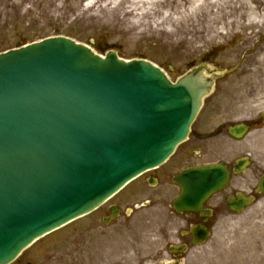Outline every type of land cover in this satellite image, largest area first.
<instances>
[{
    "label": "water",
    "instance_id": "obj_1",
    "mask_svg": "<svg viewBox=\"0 0 264 264\" xmlns=\"http://www.w3.org/2000/svg\"><path fill=\"white\" fill-rule=\"evenodd\" d=\"M223 73L203 63L172 82L150 61L103 57L65 36L0 53V264L164 164ZM229 178L219 165L186 170L176 208L199 211ZM253 201L229 205L240 212Z\"/></svg>",
    "mask_w": 264,
    "mask_h": 264
},
{
    "label": "rangeland",
    "instance_id": "obj_2",
    "mask_svg": "<svg viewBox=\"0 0 264 264\" xmlns=\"http://www.w3.org/2000/svg\"><path fill=\"white\" fill-rule=\"evenodd\" d=\"M54 36L101 55L115 49L125 60H149L173 81L204 60L229 72L217 90L224 92L221 112L212 108L214 96L192 135L220 123L256 122L264 111V0H0V53ZM207 117L211 127L202 129ZM225 131V137L193 138L178 153L199 145L209 151L207 160L190 161L204 162L249 145L253 169L264 171V125L240 142ZM257 199L245 212L221 218L184 264H264V197Z\"/></svg>",
    "mask_w": 264,
    "mask_h": 264
},
{
    "label": "flooded vegetation",
    "instance_id": "obj_3",
    "mask_svg": "<svg viewBox=\"0 0 264 264\" xmlns=\"http://www.w3.org/2000/svg\"><path fill=\"white\" fill-rule=\"evenodd\" d=\"M205 62L215 66L208 60L200 64ZM226 77L223 75L216 81V89L205 101L203 111L215 96L212 108L217 114L221 112L224 103L220 99L224 92L218 95L217 90ZM241 123L249 124L252 129L264 125V118L261 115L256 122L231 123L227 128L223 123L217 124L211 131L192 135L183 146L193 138L200 142L225 137V130L231 136L230 128ZM206 127H211L208 117L201 126L202 129ZM231 137L234 142L241 141ZM235 147L242 151L236 152ZM235 147L231 146L227 154L220 156L222 158L204 162H191L190 159L206 157L204 160H207L209 151L205 153L199 145H194L192 150L183 149L99 208L38 240L11 264H184L189 252L198 247L195 244L202 238L204 229L212 236L221 218L235 214L229 208L232 196L256 195L264 171L256 166L253 169L249 145ZM218 162L225 164L231 175L228 185L211 197L201 212L176 209L175 202L182 191L175 177L187 168Z\"/></svg>",
    "mask_w": 264,
    "mask_h": 264
}]
</instances>
